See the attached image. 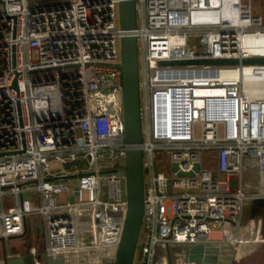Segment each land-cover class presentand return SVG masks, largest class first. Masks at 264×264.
I'll return each mask as SVG.
<instances>
[{"label": "built area", "instance_id": "built-area-1", "mask_svg": "<svg viewBox=\"0 0 264 264\" xmlns=\"http://www.w3.org/2000/svg\"><path fill=\"white\" fill-rule=\"evenodd\" d=\"M121 1L0 5L1 264L28 254L34 264L116 263L130 148ZM256 1L135 0L145 185L136 264H198L190 249L223 244L237 264L252 242L238 235L245 207L264 200V65L242 64L264 59L243 48L264 38ZM216 60L239 64L161 65ZM32 192L40 207L24 199ZM250 213L264 244V210ZM28 218L42 221V251L15 245Z\"/></svg>", "mask_w": 264, "mask_h": 264}, {"label": "water", "instance_id": "water-1", "mask_svg": "<svg viewBox=\"0 0 264 264\" xmlns=\"http://www.w3.org/2000/svg\"><path fill=\"white\" fill-rule=\"evenodd\" d=\"M37 2L43 0H27ZM3 0H0V5ZM119 26L124 33L120 39L121 69L123 78V104L126 143L130 146L126 157L128 212L123 237L115 264H136L139 241L142 233L144 217V168L141 123V97L139 76V47L133 32L137 28V11L135 0H122L119 5ZM239 61L216 60L179 63H162V66H201V65H238ZM242 64L264 65V59L244 60ZM78 163L66 165V169ZM197 170V167H196ZM29 183L27 185H34ZM258 213L264 210V200L252 203ZM229 252L230 256L226 255ZM213 260L208 262L204 256ZM235 252L229 245L206 247L198 245L188 251V260L198 264H235ZM5 264H34L32 255L7 262Z\"/></svg>", "mask_w": 264, "mask_h": 264}, {"label": "rangeland", "instance_id": "rangeland-1", "mask_svg": "<svg viewBox=\"0 0 264 264\" xmlns=\"http://www.w3.org/2000/svg\"><path fill=\"white\" fill-rule=\"evenodd\" d=\"M255 9L257 10V14L261 15L264 18V4L257 3L255 4ZM162 154H158V158ZM160 161V160H158ZM58 170H61L59 168ZM72 194V192L70 193ZM25 200H30L35 207L41 206V201L39 200V194L38 193H25L24 194ZM64 199H68V195L59 196V200L63 202ZM9 201V199H8ZM252 210V205L249 204L245 207L243 212V224L242 229L239 232L238 240L241 238L243 240H254V235H256V229H253L252 225H255L256 222H253L250 216V212ZM262 219V226L260 229L261 235L264 238V219ZM29 221V227L27 229L26 234L20 238V240H15V245L19 249H28L30 247H37L39 250L42 251V245L45 243L43 238V232L41 231V235L38 234V227L41 226L42 228V221L40 218H28ZM257 224V223H256ZM230 232H235L234 226L229 227ZM256 238V237H255ZM0 256V262H1ZM238 263L237 264H264V244H260L257 246L252 245H246L245 247L239 248L237 252ZM136 263H138V259L136 260Z\"/></svg>", "mask_w": 264, "mask_h": 264}, {"label": "bare ground", "instance_id": "bare-ground-1", "mask_svg": "<svg viewBox=\"0 0 264 264\" xmlns=\"http://www.w3.org/2000/svg\"><path fill=\"white\" fill-rule=\"evenodd\" d=\"M243 48L252 53H264V38H250L244 42ZM255 87H258L260 90L262 85L260 84ZM248 243H250L249 245H251V242Z\"/></svg>", "mask_w": 264, "mask_h": 264}, {"label": "crops", "instance_id": "crops-1", "mask_svg": "<svg viewBox=\"0 0 264 264\" xmlns=\"http://www.w3.org/2000/svg\"><path fill=\"white\" fill-rule=\"evenodd\" d=\"M258 3V1H256L255 2V4H257ZM261 4H264V2H261ZM29 226V225H28ZM253 227V226H252ZM254 228V227H253ZM215 237H217V236H215ZM256 237V238H255ZM17 240H20V238L19 239H17ZM16 240V241H17ZM252 242H251V245L252 246H256V245H258L260 242H261V240H260V238L258 237V235L256 234V235H254V240H251ZM44 245H45V243H43V245H42V249L44 248ZM30 248H36V249H38L37 247H30ZM1 264V263H0Z\"/></svg>", "mask_w": 264, "mask_h": 264}]
</instances>
